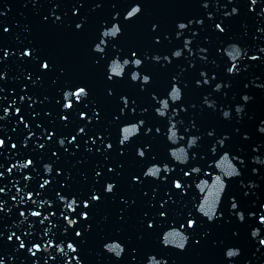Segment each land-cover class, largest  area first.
I'll use <instances>...</instances> for the list:
<instances>
[{"label": "water", "instance_id": "1", "mask_svg": "<svg viewBox=\"0 0 264 264\" xmlns=\"http://www.w3.org/2000/svg\"><path fill=\"white\" fill-rule=\"evenodd\" d=\"M0 140V264H264V0H0Z\"/></svg>", "mask_w": 264, "mask_h": 264}, {"label": "snow or ice", "instance_id": "2", "mask_svg": "<svg viewBox=\"0 0 264 264\" xmlns=\"http://www.w3.org/2000/svg\"><path fill=\"white\" fill-rule=\"evenodd\" d=\"M138 10H139L138 8H133L132 12H129L128 15H129V16H132L133 13L136 12V11H138ZM180 27H184V25H180ZM217 27H219V25H217ZM115 31H117V30L114 29V30H113V33H115ZM5 54H6V53H5ZM24 54H25V55H29L30 53H29V52H25ZM132 55L135 56L136 54H135V53H132ZM177 55H179V53H177ZM125 63H127V61H125ZM135 63H136V64H139V63H140V60L137 59V60L135 61ZM42 67H43V68H47V67H48V64H47V63H44V64H42ZM230 71H231V69H230ZM133 79H135V76L133 77ZM147 79H148V76H145V77H144V80H147ZM84 94H85V88H84V87H79V88H78V91L75 93L77 99H79V97L82 96V95H84ZM174 95H175V96H179V92H178V91H174ZM65 107H67V108H71V107H72V104L69 103V104L65 105ZM81 115H83V113H81ZM225 115H227V113H225ZM81 131H82V130H81ZM129 131H134V129H131V130H129V129H125V132H129ZM3 143H4V141H3V140H0V145H3ZM13 147H15V145H13ZM140 155L143 156L144 153L141 152ZM31 163H32L31 160H28V161H27V164H28V165H30ZM150 171H151L152 174L154 175V174L156 173V171H158V169H150ZM145 175H147V174H145ZM134 179H135V178H134ZM47 183H48V181L45 180V181H44V184H47ZM42 186H43V185H42ZM175 187H176L177 189H180V188L182 187V185H181L179 182H177V183L175 184ZM112 188H113V185H111V184H108V185H107V190H108V191H111ZM0 191H3V189H0ZM92 199L95 200V199H98V197L95 196V195H93ZM85 207H87V202H85ZM233 207H235V205H233ZM33 214H34V215H38V213H33ZM85 214H86V213H85ZM161 215H163V213H161ZM188 223H189V226H191L192 223H193V221H192L191 219H189ZM77 235H79V233H77ZM9 239H11V237H9ZM17 239H19V237H17ZM261 243H264V241H261ZM23 246H24V245L21 244V247H23ZM68 247H69V248H72V244L69 243ZM73 251H75V249H73ZM228 255H229V256H232V255H235V253H233V252H229Z\"/></svg>", "mask_w": 264, "mask_h": 264}, {"label": "clouds", "instance_id": "3", "mask_svg": "<svg viewBox=\"0 0 264 264\" xmlns=\"http://www.w3.org/2000/svg\"><path fill=\"white\" fill-rule=\"evenodd\" d=\"M5 111H7V110H5ZM45 167H47V165H46ZM111 185H112V184H111Z\"/></svg>", "mask_w": 264, "mask_h": 264}]
</instances>
